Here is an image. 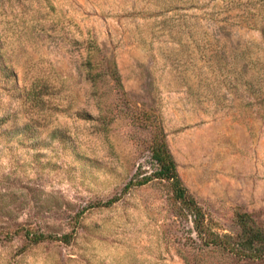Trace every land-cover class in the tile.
Here are the masks:
<instances>
[{"label": "rangeland", "instance_id": "374dc122", "mask_svg": "<svg viewBox=\"0 0 264 264\" xmlns=\"http://www.w3.org/2000/svg\"><path fill=\"white\" fill-rule=\"evenodd\" d=\"M1 119L0 264H234L189 244L170 181L125 186L157 124L216 230L264 226V0H0Z\"/></svg>", "mask_w": 264, "mask_h": 264}, {"label": "trees", "instance_id": "16d2710c", "mask_svg": "<svg viewBox=\"0 0 264 264\" xmlns=\"http://www.w3.org/2000/svg\"><path fill=\"white\" fill-rule=\"evenodd\" d=\"M107 59L108 62L104 66V73L109 75L115 82L116 87L123 91L122 75L117 62L113 58L108 57ZM89 63V79L96 85L102 78L103 72L100 68L103 66H101V63H98V65H95V69L93 65L94 60H89ZM136 117L141 120H149V115L146 112L137 113ZM2 121L4 119L0 120V125ZM156 128V133L152 137L149 147L152 159L157 164V169L151 176L139 177L137 172L136 176L126 184L125 189L128 190L133 186L146 184L153 177L170 181L175 204L178 205L179 209L177 213L182 218L189 219L192 223V232H194L195 236L193 234L188 236L189 244L197 247L196 249L199 250L201 257L212 251L222 254L227 260H234V264H264V226L259 225L249 212L238 210L235 215L239 226L237 232L221 233L216 230L210 214L181 179L177 169V162L169 148L163 128L157 124ZM118 199V197H113L106 201L95 202L90 208L110 206L118 201ZM16 233H23L29 245L37 244L47 239H60L65 242L71 239L70 234L58 236L51 233L34 231L30 228L17 229ZM185 259L187 264H191L186 256Z\"/></svg>", "mask_w": 264, "mask_h": 264}]
</instances>
